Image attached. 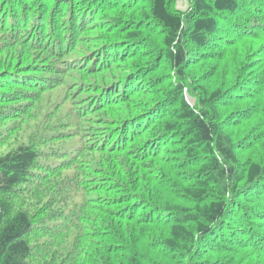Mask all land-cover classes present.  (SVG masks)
Segmentation results:
<instances>
[{"label":"trees","instance_id":"trees-1","mask_svg":"<svg viewBox=\"0 0 264 264\" xmlns=\"http://www.w3.org/2000/svg\"><path fill=\"white\" fill-rule=\"evenodd\" d=\"M0 264H264V0H0Z\"/></svg>","mask_w":264,"mask_h":264},{"label":"rangeland","instance_id":"rangeland-1","mask_svg":"<svg viewBox=\"0 0 264 264\" xmlns=\"http://www.w3.org/2000/svg\"><path fill=\"white\" fill-rule=\"evenodd\" d=\"M188 8V3L186 1L179 2L178 9L186 11Z\"/></svg>","mask_w":264,"mask_h":264}]
</instances>
